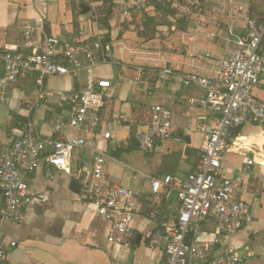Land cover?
I'll list each match as a JSON object with an SVG mask.
<instances>
[{"label":"crops","instance_id":"1","mask_svg":"<svg viewBox=\"0 0 264 264\" xmlns=\"http://www.w3.org/2000/svg\"><path fill=\"white\" fill-rule=\"evenodd\" d=\"M243 1L249 3L255 17L261 16L263 0ZM111 4L114 6L107 21L115 64L96 66L93 76L111 83L108 90L111 97L102 116L105 125L110 124L114 140L105 142L89 136L87 147L103 152L111 184L139 194L138 213L131 224L132 238L128 245L108 242L110 222L96 214L80 190L76 193L70 189L74 179L41 162L34 175L27 179V186L30 194H46V201L40 206L27 207L22 224L0 223L4 242L16 244L8 247L4 264L164 263L162 247L152 246L148 236L161 224L173 220L179 202L172 197L175 191L167 195L160 192V201H154L149 181L171 176L175 182H181L194 172L204 135L215 126L218 116L191 103L203 98L205 93L200 88L184 86L181 77L191 72L192 60L200 75L212 77L221 57L219 44L204 36L193 42L190 33L182 31L180 26L175 36L171 33L168 16L166 23H162L163 13L156 11V7L151 16L142 12L124 18L118 0H0V55L4 51L31 53L41 33L82 40L104 35L97 15H102V10L109 9ZM81 5L90 8V12L82 14ZM144 14L155 18V34L168 32L169 48L156 49L155 34L149 40L138 35L137 27L144 21ZM27 29L31 31L28 41L24 37ZM194 47L205 51L209 57L195 55ZM259 53L264 56V38ZM163 68H169L172 74L161 77ZM86 77V72L81 71L77 78L54 76L45 79L44 84L50 91L71 94L83 90ZM34 81V73L24 72L7 85L5 100L0 99V147L17 140L28 120L34 123L39 136L49 137L53 121L66 116L65 109L40 98ZM253 96L264 103V78L254 89ZM158 104L169 111L172 125L159 140L156 151L144 155L132 138L145 130L149 109ZM66 132L77 136L74 130ZM184 137H188V144ZM91 156L88 150H74L70 161L72 172L87 163ZM244 158L253 162L248 168L242 163ZM221 166L223 177H243V186L234 198L250 204L253 221L235 234L219 238L220 243L213 244V249L217 253L230 246L246 264H264V126H242L236 132L235 143L224 150ZM1 205L0 196V208ZM215 236V224L207 220L198 236L188 239L204 245L213 242Z\"/></svg>","mask_w":264,"mask_h":264},{"label":"built area","instance_id":"2","mask_svg":"<svg viewBox=\"0 0 264 264\" xmlns=\"http://www.w3.org/2000/svg\"><path fill=\"white\" fill-rule=\"evenodd\" d=\"M160 4L170 11L167 20L171 33L179 34L177 27L180 26L182 31L190 33L191 41L204 36L217 42L222 52L212 77L200 75L194 60L189 64L191 72L181 77L184 86H194L205 93L203 98L191 103L211 110L218 118L215 126L204 135L194 172L181 182H175L171 176L149 181L154 201H160V192L167 195L175 191L179 206L173 220L161 224L149 234L148 240L152 246L162 247L163 264H246L232 247L216 253L213 244L253 221L250 204L234 198L243 186V177H223L221 157L224 150L235 143L236 132L242 126H264V103L253 96L254 89L264 78V56L259 53L264 38V9L257 18L251 13L249 3L243 0H118L124 18L142 12L151 16ZM30 35L27 29L24 32L26 41ZM167 35L166 31L155 34L156 49L170 47ZM194 54L209 57L198 47H194ZM0 59L3 64L1 101L5 100L8 84L22 73L32 72L40 98L45 102L53 101L66 110L65 117L53 121L51 136H39L34 123L28 120L17 140L0 147V223L22 224L27 207L40 206L46 201V194H30L27 186V179L34 175L41 162H45L76 180L96 214L110 222L108 242L128 245L132 238V220L138 213L139 194L111 184L103 152L87 147L89 136L105 142L114 140L110 124L106 126L102 116L111 97L108 92L111 83L93 76L96 66L115 64L113 45L104 43L102 35L82 40L60 39L41 33L31 53L4 51ZM81 71L87 75L81 91L71 94L50 91L44 84L45 79L54 76L77 78ZM171 74L169 68H163L160 76ZM171 125L169 111L162 104L153 105L145 130L135 134L132 140L142 154H153ZM67 129L74 130L77 136L67 133ZM77 149L88 150L92 156L72 172L70 161ZM242 163L248 168L253 162L244 158ZM207 220L215 224L213 242L201 245L190 241L188 238H196ZM15 245L14 242L6 244L0 233V264L6 261L8 247Z\"/></svg>","mask_w":264,"mask_h":264},{"label":"trees","instance_id":"3","mask_svg":"<svg viewBox=\"0 0 264 264\" xmlns=\"http://www.w3.org/2000/svg\"><path fill=\"white\" fill-rule=\"evenodd\" d=\"M113 4L109 7V9L105 10V12L100 15V19H97L98 24L102 27V29L105 31V34L102 35L103 42L104 43H111V34H110V26L108 24V18L111 15V11L113 8ZM156 11H161L163 13V18L161 20L162 23L165 22V18L169 16L170 11L165 10V6L163 5H156ZM138 28V35L146 40L151 39L156 31V22L154 17H147L144 14V21L140 24Z\"/></svg>","mask_w":264,"mask_h":264},{"label":"water","instance_id":"4","mask_svg":"<svg viewBox=\"0 0 264 264\" xmlns=\"http://www.w3.org/2000/svg\"><path fill=\"white\" fill-rule=\"evenodd\" d=\"M80 8H81V12H82V14H87V13L90 12V8H88V7L84 6V5H81ZM179 136L182 137V134H180ZM184 140L187 142V144L189 143L188 137H184ZM70 189H71L72 191L78 193L79 190H80V185H79V183H78L76 180H73V181L71 182ZM172 197H173L175 200H177V192H174Z\"/></svg>","mask_w":264,"mask_h":264},{"label":"rangeland","instance_id":"5","mask_svg":"<svg viewBox=\"0 0 264 264\" xmlns=\"http://www.w3.org/2000/svg\"><path fill=\"white\" fill-rule=\"evenodd\" d=\"M105 12V10H102V14ZM101 15V14H100ZM97 19H100V16L97 15Z\"/></svg>","mask_w":264,"mask_h":264}]
</instances>
